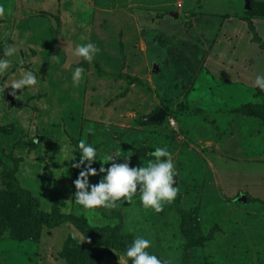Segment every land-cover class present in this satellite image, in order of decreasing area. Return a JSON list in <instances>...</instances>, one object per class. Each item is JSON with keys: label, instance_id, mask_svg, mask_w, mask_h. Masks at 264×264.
<instances>
[{"label": "rangeland", "instance_id": "obj_1", "mask_svg": "<svg viewBox=\"0 0 264 264\" xmlns=\"http://www.w3.org/2000/svg\"><path fill=\"white\" fill-rule=\"evenodd\" d=\"M0 4V55L16 48L0 84L29 69L38 77L30 89L0 92V158L39 200L21 207L0 176V264H123L136 234L170 264H264V111L237 109L264 102L255 83L264 75V0ZM59 38L92 40L100 51L67 63ZM79 64L84 79L74 85ZM161 108L164 118L153 119ZM85 137L101 157L132 155V166L167 146L177 196L160 212L138 195L84 210L70 160Z\"/></svg>", "mask_w": 264, "mask_h": 264}, {"label": "clouds", "instance_id": "obj_2", "mask_svg": "<svg viewBox=\"0 0 264 264\" xmlns=\"http://www.w3.org/2000/svg\"><path fill=\"white\" fill-rule=\"evenodd\" d=\"M4 5L0 4V15L4 13ZM100 51L99 46L92 40L77 45L74 42V53L83 60L91 62ZM16 52L14 45L8 44L0 55V75L5 73L10 65L7 57ZM23 63V61H20ZM72 82L79 85L84 79V68L81 64L71 67ZM38 77L31 69L26 70L18 78L10 83L0 84V92L11 85L12 93L17 89H30L36 85ZM256 85L264 90V75L257 74ZM87 131H94L89 127ZM37 142V136L33 138ZM74 152V151H73ZM79 158L71 159L72 166L80 171L73 181L76 191L73 193L74 202L82 205L86 211L95 210L98 206L104 208H115L125 201L134 202L138 195L139 201L144 208H151L160 212L165 203H171L178 194V186H175L174 176L178 173L172 153L167 146H156L149 155L146 163L132 166L130 159L132 155L121 153L116 150L114 155L106 152L103 156L98 155V148L87 142V138L78 141ZM123 157V160L118 158ZM65 160H68L67 158ZM100 161V167H94V163ZM111 162V163H108ZM102 174L98 182H91L90 176ZM56 175V174H55ZM133 231V229H129ZM153 241L146 235L136 234L132 241L126 246L119 258L123 264H170V261L160 257L152 249Z\"/></svg>", "mask_w": 264, "mask_h": 264}, {"label": "trees", "instance_id": "obj_3", "mask_svg": "<svg viewBox=\"0 0 264 264\" xmlns=\"http://www.w3.org/2000/svg\"><path fill=\"white\" fill-rule=\"evenodd\" d=\"M254 3H252L251 5L253 6ZM253 10L251 11V13H253V15H257L258 11L254 9V7H252ZM238 110L240 111H245V110H250V111H259L262 112L264 111V102L259 103H253V102H248L245 103L243 105L240 104L239 107H237ZM158 121H161V119H158ZM0 165L2 166V169L0 170V176H1V180L4 184H6L7 188L9 189L10 192H15L17 197H18V204L22 207V206H26L29 205L31 206V204H35L38 205L39 204V200L33 196V194L31 193L30 190L27 189H23L19 182L17 181V178L13 175L7 172V170L5 169L3 162L0 158ZM178 264H192L190 259H184L183 261H181Z\"/></svg>", "mask_w": 264, "mask_h": 264}, {"label": "water", "instance_id": "obj_4", "mask_svg": "<svg viewBox=\"0 0 264 264\" xmlns=\"http://www.w3.org/2000/svg\"><path fill=\"white\" fill-rule=\"evenodd\" d=\"M59 43L67 51V54H68L67 63H69L71 60L72 61H77V62L81 60L82 57H79V56H77L74 53V45H73V42L70 39H62V38H59ZM7 93H8V96L10 97V99L12 101H14V98L12 96V93H11V90L10 89L7 90ZM152 118L153 119H163L164 118V111H163V109L161 108L160 111L157 113V115L152 116Z\"/></svg>", "mask_w": 264, "mask_h": 264}]
</instances>
